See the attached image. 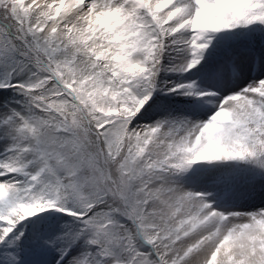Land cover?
<instances>
[{
  "label": "snow or ice",
  "instance_id": "snow-or-ice-1",
  "mask_svg": "<svg viewBox=\"0 0 264 264\" xmlns=\"http://www.w3.org/2000/svg\"><path fill=\"white\" fill-rule=\"evenodd\" d=\"M0 264H264V0H0Z\"/></svg>",
  "mask_w": 264,
  "mask_h": 264
}]
</instances>
